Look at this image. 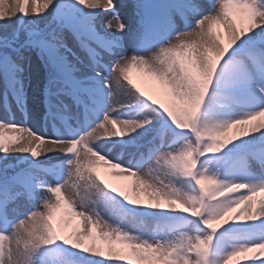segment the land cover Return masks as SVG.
Instances as JSON below:
<instances>
[{
    "label": "snow or ice",
    "instance_id": "6c2138e0",
    "mask_svg": "<svg viewBox=\"0 0 264 264\" xmlns=\"http://www.w3.org/2000/svg\"><path fill=\"white\" fill-rule=\"evenodd\" d=\"M132 8L0 0V264H264V0Z\"/></svg>",
    "mask_w": 264,
    "mask_h": 264
},
{
    "label": "bare ground",
    "instance_id": "6f19581e",
    "mask_svg": "<svg viewBox=\"0 0 264 264\" xmlns=\"http://www.w3.org/2000/svg\"><path fill=\"white\" fill-rule=\"evenodd\" d=\"M11 3L12 0H9ZM134 3V0H116V4L118 6V11L120 12L121 17L124 19L125 23L131 22L132 19V13H133V8L132 5ZM101 19H111L110 14H106L105 17H101ZM68 46L81 58L79 55L75 44L73 45L72 40L70 38V35L68 36L67 39ZM129 54H131V49H129ZM40 60V58L38 57ZM35 61L32 66L28 68L30 74H26L24 71V86H25V92H26V100H27V105L30 107L31 111V117L29 123L33 125V127L40 131V118H41V109L42 106L40 104V96L38 94V88L40 84H43V78L47 74L48 70L43 68L42 63H40L36 59V55L34 57L33 54L29 56V59L24 62L25 63L31 61ZM42 78V79H41ZM33 82V83H32ZM0 117H6L2 111H0ZM18 121V118H16ZM17 159V157H16Z\"/></svg>",
    "mask_w": 264,
    "mask_h": 264
},
{
    "label": "rangeland",
    "instance_id": "374dc122",
    "mask_svg": "<svg viewBox=\"0 0 264 264\" xmlns=\"http://www.w3.org/2000/svg\"><path fill=\"white\" fill-rule=\"evenodd\" d=\"M209 5H210V3H208V6H209ZM116 6H117V4H116ZM33 55L35 56V54H33ZM80 55H81V59L87 61L86 57L84 56V54H82L81 51H80ZM34 62H35V61L33 60V61H31V63H30V62L25 63L24 71L26 72V74H30L28 68H29L30 66H32V64H34ZM41 79H42V78H41ZM45 79H46V78H45V76H44V78H43V82L45 81ZM43 82H42V83H43ZM32 83H33V82H32ZM42 86H43V85L40 84V86H39V88H38V89H39V90H38V94H39V95H42V93H41V92H42V91H41V90H42ZM15 160H16V157H15V156L10 157V158H9V163L14 164V163L16 162ZM253 166H254V165H253ZM254 167H255V166H254ZM11 171H12V169L9 170V172H11Z\"/></svg>",
    "mask_w": 264,
    "mask_h": 264
}]
</instances>
